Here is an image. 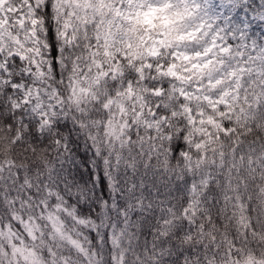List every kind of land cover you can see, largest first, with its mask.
Wrapping results in <instances>:
<instances>
[{"label":"snow or ice","instance_id":"obj_1","mask_svg":"<svg viewBox=\"0 0 264 264\" xmlns=\"http://www.w3.org/2000/svg\"><path fill=\"white\" fill-rule=\"evenodd\" d=\"M0 264H264V0H0Z\"/></svg>","mask_w":264,"mask_h":264}]
</instances>
